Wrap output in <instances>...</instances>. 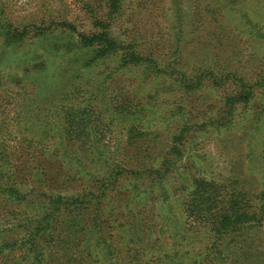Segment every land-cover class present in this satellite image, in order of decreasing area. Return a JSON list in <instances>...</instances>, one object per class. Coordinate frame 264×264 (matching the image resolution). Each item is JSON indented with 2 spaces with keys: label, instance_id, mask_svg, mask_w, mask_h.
Returning a JSON list of instances; mask_svg holds the SVG:
<instances>
[{
  "label": "rangeland",
  "instance_id": "obj_1",
  "mask_svg": "<svg viewBox=\"0 0 264 264\" xmlns=\"http://www.w3.org/2000/svg\"><path fill=\"white\" fill-rule=\"evenodd\" d=\"M105 1L12 0L9 6H0L4 12L1 20L12 17L16 26L29 30L20 46L6 47L0 37V154L11 160L5 165L23 168L36 165L37 159L45 165L40 155L56 153L63 146L65 112L74 118L84 117L91 124L93 121L97 127L89 129L110 155L134 124L157 138L152 149L163 150L178 126L176 122L184 119L191 129L178 157L181 171L239 181L254 191L261 188L264 85L254 88L248 102L236 105L230 123L213 130L209 116L219 114L225 96L235 89L234 81L218 87L202 86L181 101L165 81L144 83L141 68H120L116 54L91 61L92 49H81L73 43L76 33L72 28L61 29V23L69 22L77 32L92 31V13L102 16ZM175 27L184 30L182 42L187 57L204 54L211 58L218 53L244 74L264 68V0H123L112 32L122 38L129 35L144 43L151 39L168 45ZM34 33L43 35L31 37ZM178 104L186 109L182 119L173 116ZM73 106L79 108L78 114L71 110ZM140 108H145L143 115L132 119L133 111ZM129 110L132 113L128 116ZM85 148L88 158L94 147L86 144ZM26 153L34 155L32 162L24 160L22 155ZM49 166L56 169L54 164ZM117 190L120 192L106 199L109 205L105 204L100 216L101 233L86 235L88 248L79 243L85 237L73 233L78 231V218L69 222V229H61L63 242L55 255L59 264L73 252L85 255L87 249L92 252L86 256L87 264H177L176 255L185 260L192 253L208 249L196 226L187 225L180 216V191H171L169 214L168 207L152 197H147L145 205L140 204L144 181L136 185L122 181ZM30 212L24 203L0 202V232L9 229L14 218L20 220ZM245 231L247 235L255 233V240L231 246L220 264H257L263 260L264 222L260 229ZM75 264L84 263L77 258Z\"/></svg>",
  "mask_w": 264,
  "mask_h": 264
},
{
  "label": "trees",
  "instance_id": "obj_2",
  "mask_svg": "<svg viewBox=\"0 0 264 264\" xmlns=\"http://www.w3.org/2000/svg\"><path fill=\"white\" fill-rule=\"evenodd\" d=\"M122 1L106 0L102 16L92 13L91 24L94 27L90 32H77L71 23H61V29L72 28V32L76 33L74 44L81 49H92L91 61L116 54L120 68H141L146 77L144 83L165 81L181 101L184 95L202 86L218 87L227 81H234L235 89L225 96L219 114L214 118L209 116V126L213 130L230 123L236 105L248 102L254 88L264 85V68L258 73L244 74L238 72L228 57L221 59L218 53L211 58L204 54L187 57L182 42L184 30L181 32L179 27L172 28L176 33L168 45L157 40L148 39L144 43L135 36L122 38L120 34L114 35L112 25L121 11ZM10 3L12 0H0V6H9ZM1 8L0 15L4 14ZM14 22L12 17L0 19V37L6 47L20 46L29 34L26 26H16ZM37 35L43 34L34 33L31 37ZM191 47L194 49V46ZM76 109L79 108H71L78 114ZM143 110L145 108L127 113L128 116L132 113V119H138ZM185 112L186 109L178 104L173 116L179 115L182 119ZM75 117L65 112L62 129L67 132L62 139L63 146L56 153L40 155L44 157L45 165L37 159L34 160L36 165L17 168L16 165H5L9 159L0 154V202L24 203L31 211L23 214L20 220L14 218L10 228L0 232V264H59L55 255L63 242L61 229H69V222L76 218L80 224L78 231L73 233L85 237L79 243L88 248L86 235L101 233L103 224L100 216L105 204L109 205L106 199L111 198L114 192H120L117 188L122 181L135 185L144 181V197L140 204L145 205L147 197H152L160 205L168 207L166 213L171 206V191H180V216L187 225L196 226L208 249L204 253H192L185 260L176 255L177 264H220L223 257H228L226 254L231 246L239 247L255 240V233L247 235L245 229L257 230L263 225L264 184L254 191L239 181L227 182L194 173L186 175L181 171L178 157L183 152L181 145L185 142V146L188 142L189 122L184 119L176 122L178 126L169 136V143L159 151L152 149L158 143L156 137L136 128L135 124L131 125L123 143L110 155L99 146V137H94V131L89 129L97 127L95 123L92 121L91 124L84 117ZM72 127L74 131H79L76 135ZM30 139L37 140L34 137ZM86 144L94 147L88 158L84 154ZM22 156L28 163L34 158L31 153ZM262 158L264 161V153ZM52 164L56 169L48 167ZM72 181L78 184L72 185ZM30 182L35 185L30 186ZM103 243H106L105 240ZM97 246L101 251L100 243ZM86 251L85 255L73 252L65 256V263L60 264H75L77 258L80 263L87 264L86 256H91L92 252L90 249ZM257 264H264V258Z\"/></svg>",
  "mask_w": 264,
  "mask_h": 264
}]
</instances>
